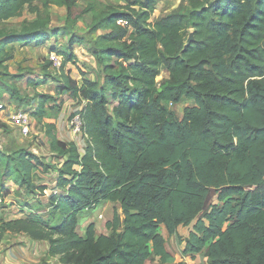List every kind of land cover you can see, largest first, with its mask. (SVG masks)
<instances>
[{"label": "trees", "instance_id": "trees-1", "mask_svg": "<svg viewBox=\"0 0 264 264\" xmlns=\"http://www.w3.org/2000/svg\"><path fill=\"white\" fill-rule=\"evenodd\" d=\"M121 1L90 28L107 32L91 52L103 79L79 82L65 72L77 64L73 47L82 39L53 48L64 58L58 96L39 94L32 112L60 165L51 209L48 218H0V234L47 242L48 256L61 264H146L154 257L165 264L172 255L160 230L181 241L179 228L194 224L185 254L206 250L209 264H264V0H189L188 12L157 21L164 0ZM37 2L0 0V23L26 11L39 16ZM54 4L69 14L76 0ZM49 25L47 16L21 30L0 29V67L14 58L16 45L57 40L61 32ZM162 68L169 76L159 84ZM65 95L84 103L71 116L81 115L84 153L45 123L51 111H62ZM185 98L195 105L180 120L170 105ZM3 160V185L14 181L45 196L48 186L36 185L33 173L50 164L25 150ZM212 190L218 204L201 217ZM102 202L121 210L107 223L111 234L97 236L92 223L82 237L79 215Z\"/></svg>", "mask_w": 264, "mask_h": 264}, {"label": "rangeland", "instance_id": "rangeland-1", "mask_svg": "<svg viewBox=\"0 0 264 264\" xmlns=\"http://www.w3.org/2000/svg\"><path fill=\"white\" fill-rule=\"evenodd\" d=\"M57 0H38L36 5L40 9V15L30 12H24L22 16L13 18L9 21L1 22L0 29L5 30H21L28 27L32 22L40 18L44 20L47 16L50 18L49 27L57 29L59 38L53 39L51 43L45 46H24L16 45L14 50V58L7 63L5 67H0V78L3 80L0 83V160L6 161L10 156H14L20 150H25L39 157L43 163L50 164L52 167L46 171L45 167H39L34 170L33 181L38 186H48L45 196L40 195L39 191L32 193L26 185H18L14 181H9L6 184L1 183L2 174L6 172V164L0 165V218L5 221L25 218L28 214L39 213L43 217L48 218L51 209L48 204V196L53 194L56 189L57 171L59 162L50 151L48 139L45 135L44 125L37 121L32 112L37 107V97L39 94H48L58 96L57 80L60 76V69L53 67L51 61L53 48L65 50L72 38H80L83 41L74 45V51L77 56V63L73 65L67 64L65 72H71V76L81 82L83 78L92 80L101 78L104 74L101 72V66L91 52L97 47L96 42L100 36L107 34L105 31H91V26L96 17L100 13H105L108 6H120L121 0H76V4L72 12L68 14L64 6L54 4ZM48 3V7L44 6ZM89 6L92 10L84 14V10ZM191 9L189 0H164L160 2L156 8L152 20L157 21L167 15L174 13H186ZM109 45V44H108ZM104 47V46H103ZM60 56V55H59ZM63 61L64 58L61 56ZM14 76V77H13ZM169 73L165 68H162L161 76L158 79L159 84L163 82ZM48 79L47 84L33 86L32 83H41ZM15 88L21 99L13 93ZM59 100L64 101L62 111L57 113L51 111L50 118L45 120V123L55 124L56 134L59 139L66 142H75L81 153H84L87 143L84 133L75 132L71 125V116L82 108V102L73 100L65 95L59 96ZM29 101V102H28ZM195 105L193 100L183 99L179 104L170 105V108L175 112V115L180 120L183 119L185 110ZM26 114L33 118V128L29 135H23L20 129L13 123L14 117L18 114ZM2 158V159H1ZM16 175L17 172H14ZM17 176V175H16ZM213 204H218V198L215 190H212L205 208L201 213V217L210 210ZM121 213L119 205L115 203H104L97 207L86 209L85 217L79 223V231L83 233V226L94 223L96 226V234L101 233L110 235L111 230H108L107 223L113 221L116 211ZM101 216V217H100ZM87 226V225H86ZM166 233L161 229L160 233ZM181 236L184 238L188 235V229L181 228ZM11 235L23 236V234L4 233L0 234V259L4 257L7 249L15 247L16 242H24L19 237H11ZM169 246L174 250L177 257L172 255V259L166 264H209L205 251L195 256L187 255L183 252L182 242L175 239V236H169ZM180 236V235H179ZM180 236V237H181ZM181 237V238H182ZM2 241H5L3 243ZM2 244V245H1ZM14 245V246H13ZM4 248H1L3 247ZM41 254L45 252L46 246L39 245ZM40 262L37 264H61L58 257H40ZM157 257L148 260L147 264H158Z\"/></svg>", "mask_w": 264, "mask_h": 264}, {"label": "crops", "instance_id": "crops-1", "mask_svg": "<svg viewBox=\"0 0 264 264\" xmlns=\"http://www.w3.org/2000/svg\"><path fill=\"white\" fill-rule=\"evenodd\" d=\"M77 64H79V63H77ZM83 106H84V104H83ZM83 106H82V108H83ZM82 108H80V110ZM104 203H106V202H102L101 204H104ZM107 203L109 204L111 202H107ZM84 217H85V211L82 214H80L79 217H78V226H79V223H80L81 219H83ZM89 225L86 223L83 226V228H84L83 233L80 232L78 230L79 227H77V231H78V233L82 237H86V232H87V228H88ZM181 228L188 229V235L186 237H184V238L180 234ZM162 229L165 230L164 228H162ZM193 230H194V224H192L189 227H183V226H181L179 228V230H178L179 235L182 237V238L180 237L181 238V241L178 242V244H180L182 242L181 248H182L183 252H185L186 245H187V239L189 238V236H190V234H191V232ZM161 234L166 239V242H167L166 243L167 250L170 252L171 255H173L174 257H177L176 254H175V252H174L175 249L172 251V248L169 246L168 238L166 236V233L163 232ZM100 235H103V234H101V233L98 234L97 233V236H100ZM13 236L14 237L17 236V237L21 238V240L24 241V242L21 243V242H17V240H15L16 242H14V243H16V244H14V245H16V246L7 249L6 254L4 255V257L0 259V264H37L41 260L40 257L41 258L42 257L44 258L45 256L48 257L49 244L47 242H41V241L32 240L27 235H23V236L11 235V237H13ZM175 239H178V238L175 236ZM2 242L5 243V241H2ZM39 245H45L46 246V250H45V252H43V254H41V252L39 250ZM1 248H4V246L1 247ZM205 252H206V250H205ZM192 256H195V255H192ZM158 264H162L161 261H160V259L158 261Z\"/></svg>", "mask_w": 264, "mask_h": 264}, {"label": "built area", "instance_id": "built-area-1", "mask_svg": "<svg viewBox=\"0 0 264 264\" xmlns=\"http://www.w3.org/2000/svg\"><path fill=\"white\" fill-rule=\"evenodd\" d=\"M51 61L53 62V67L57 69H61L63 64V59L61 56H59L56 53H52ZM173 105V104H171ZM13 123L20 129L21 133L23 135H29L31 133V130L33 128V118L29 117L26 114H18L14 117ZM71 125L72 128H74L75 132H81L82 131V120L81 115L76 114L71 119ZM83 132V131H82ZM101 217V216H100Z\"/></svg>", "mask_w": 264, "mask_h": 264}, {"label": "water", "instance_id": "water-1", "mask_svg": "<svg viewBox=\"0 0 264 264\" xmlns=\"http://www.w3.org/2000/svg\"><path fill=\"white\" fill-rule=\"evenodd\" d=\"M193 40H194V36H193V34H191L190 39H189V41H188V45H189ZM120 219L122 220V217H121ZM120 228H123V223H122V221H121V224H120Z\"/></svg>", "mask_w": 264, "mask_h": 264}]
</instances>
